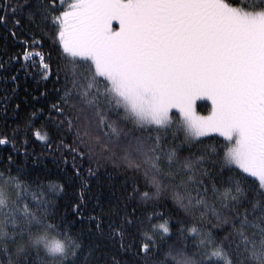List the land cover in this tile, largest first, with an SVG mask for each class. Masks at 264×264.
<instances>
[{"label":"snow or ice","instance_id":"obj_1","mask_svg":"<svg viewBox=\"0 0 264 264\" xmlns=\"http://www.w3.org/2000/svg\"><path fill=\"white\" fill-rule=\"evenodd\" d=\"M0 29V264H264V0H0ZM21 72L52 81L24 119Z\"/></svg>","mask_w":264,"mask_h":264},{"label":"trees","instance_id":"obj_2","mask_svg":"<svg viewBox=\"0 0 264 264\" xmlns=\"http://www.w3.org/2000/svg\"><path fill=\"white\" fill-rule=\"evenodd\" d=\"M2 29H0V33H2ZM14 42H8V46L6 47V42L3 40L2 36H0V56H3L5 53L14 54L21 52V46L16 45L15 47L11 46ZM22 54V53H21ZM84 64L88 65L89 70L91 71V65L89 62L84 61L82 62ZM19 67V65H17ZM0 75H3L0 73ZM55 77H53V80ZM8 87H11V82L9 81ZM44 87H47L51 89L52 87V81H48L45 85L44 82L37 83L33 78H25V75L23 72H21V75L19 77V88L17 89V92L15 94V98L17 102H21V112H20V119L26 118L30 111H31V99L30 95H36L39 93V91L43 90ZM5 88V84L0 81V93L3 92ZM27 89V91H25ZM25 97H28V102H22ZM53 102L52 97H49L47 101L44 99H41L39 102H37L36 107H39L40 105H44L47 107L49 103ZM198 111L201 114H207V107L208 105L205 102H198ZM41 124H43L42 120L36 121V127H40ZM213 142V141H209ZM36 150L39 151L41 148V145L37 143L35 145ZM10 150L9 146H0V155H7L8 151ZM20 160H23V157H20ZM28 169L32 172L33 175L37 174V170H39V174L43 175L44 173H47L49 179L53 183H59L61 181L65 184L64 191L59 195L58 197V210L61 213H64L67 211L68 214V220L71 221L74 219V217L71 214V205L75 202H77L78 199V188L79 183L78 181H72L68 180L66 177L70 174V169L68 173L59 171L55 164L52 163L50 159H45L44 164H39L36 166L32 165L31 160L29 159L26 161ZM45 165L47 167H45ZM111 172V178H109V175L107 173H101V176L99 177L100 184L103 186L102 189H100L101 192V201L102 203H107L109 199H113L115 196H119L121 194L122 190V183H123V177L118 172H113L111 169L109 170ZM93 191H96L95 181L93 182ZM94 205L91 201L86 206V214L87 212H90L93 209ZM86 224H76L75 229L80 230L82 228L86 229Z\"/></svg>","mask_w":264,"mask_h":264},{"label":"rangeland","instance_id":"obj_3","mask_svg":"<svg viewBox=\"0 0 264 264\" xmlns=\"http://www.w3.org/2000/svg\"><path fill=\"white\" fill-rule=\"evenodd\" d=\"M201 114V113H200ZM201 115H206V114H201Z\"/></svg>","mask_w":264,"mask_h":264}]
</instances>
